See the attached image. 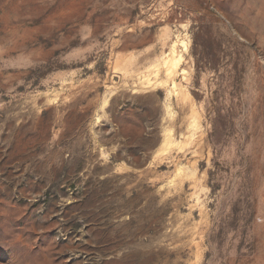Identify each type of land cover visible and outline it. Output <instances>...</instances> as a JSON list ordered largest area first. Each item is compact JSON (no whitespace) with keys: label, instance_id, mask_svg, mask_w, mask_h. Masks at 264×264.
Instances as JSON below:
<instances>
[{"label":"rangeland","instance_id":"374dc122","mask_svg":"<svg viewBox=\"0 0 264 264\" xmlns=\"http://www.w3.org/2000/svg\"><path fill=\"white\" fill-rule=\"evenodd\" d=\"M0 264H264V0H0Z\"/></svg>","mask_w":264,"mask_h":264}]
</instances>
